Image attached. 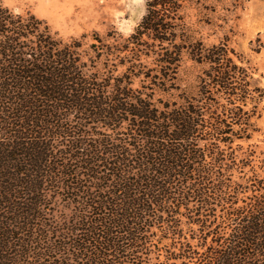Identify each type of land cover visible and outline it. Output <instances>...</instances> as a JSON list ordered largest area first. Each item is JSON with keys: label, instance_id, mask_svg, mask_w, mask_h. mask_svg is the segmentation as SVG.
I'll return each mask as SVG.
<instances>
[{"label": "trees", "instance_id": "1", "mask_svg": "<svg viewBox=\"0 0 264 264\" xmlns=\"http://www.w3.org/2000/svg\"><path fill=\"white\" fill-rule=\"evenodd\" d=\"M190 3L146 0L113 45L0 3V264H264V159L233 148L264 91Z\"/></svg>", "mask_w": 264, "mask_h": 264}, {"label": "rangeland", "instance_id": "2", "mask_svg": "<svg viewBox=\"0 0 264 264\" xmlns=\"http://www.w3.org/2000/svg\"><path fill=\"white\" fill-rule=\"evenodd\" d=\"M190 1L186 21L196 39L205 46L223 43L233 49L264 91V0ZM0 3L14 13L33 14L47 22L61 39H76L82 45H113V37L127 38L146 12V0H0ZM200 71L199 66L185 60L180 72L181 86L192 89ZM252 122L255 132L251 138L236 141L233 148L239 159L250 150L255 152L251 165L256 166L264 159V98ZM240 177L242 174L234 172L233 180Z\"/></svg>", "mask_w": 264, "mask_h": 264}]
</instances>
